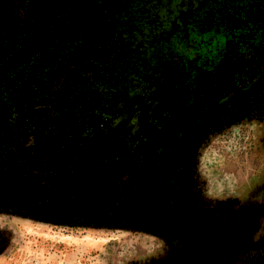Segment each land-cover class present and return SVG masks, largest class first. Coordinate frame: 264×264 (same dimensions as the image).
<instances>
[{
	"label": "rangeland",
	"instance_id": "rangeland-1",
	"mask_svg": "<svg viewBox=\"0 0 264 264\" xmlns=\"http://www.w3.org/2000/svg\"><path fill=\"white\" fill-rule=\"evenodd\" d=\"M49 1L0 0V40L10 48L28 41L38 47L49 42L48 32L62 35L55 30L68 26L67 13L51 14ZM227 59L214 76L203 71L198 78L222 83L212 98L200 99V112L153 138L151 149L139 147L136 155H153L147 172L129 167L122 154L123 173L135 176L110 179L113 188L100 187L101 194L71 205L63 194H52L51 203L45 187L46 179L55 184L47 160L58 169L52 155L58 148L48 156L52 140L46 146L38 137L25 146L28 133L15 135L0 103V179L7 181L0 182V264H264V73L233 83L242 68ZM16 90L9 92L13 98ZM196 92L207 93L201 85ZM46 113L41 109L39 118Z\"/></svg>",
	"mask_w": 264,
	"mask_h": 264
},
{
	"label": "flooded vegetation",
	"instance_id": "flooded-vegetation-1",
	"mask_svg": "<svg viewBox=\"0 0 264 264\" xmlns=\"http://www.w3.org/2000/svg\"><path fill=\"white\" fill-rule=\"evenodd\" d=\"M130 1L50 0L51 14L59 10L67 13L68 26L65 30H55L62 35L52 37L48 32L49 42L38 47L28 41L15 43L10 48L6 41L0 40V103L8 114L4 121L17 130L16 136H23L24 131L28 133L25 146H33L38 137L46 146L52 140L50 149L45 147L48 156L53 148L60 151L59 154L52 153L58 169L51 166L50 158L47 160V168L57 176H49L55 184L45 180L49 183L45 187L50 185L47 193H50L51 203L55 202H52L53 197L62 194L68 197V205L78 201V197L90 196L89 193L94 198L95 193L101 194L100 187L113 188L111 180L118 181L117 176L121 179L135 176L131 172L123 173L126 163L122 161V154L124 160H129V167L139 165L142 166L141 173L147 172L148 161L153 155L148 150L144 157L136 155L139 147L151 149L153 138L165 129L177 128L190 121L192 113L198 109L200 112V99L212 98L222 86L218 80L206 79L216 74L215 67L205 71L207 76L199 83L203 71L196 75L180 60L149 62L152 61L149 51L155 47L152 41L159 33L150 36L152 39L146 36L145 46L140 39L144 35L141 30L139 37H132L136 26L130 18L128 30L121 28L125 23L123 11L127 10ZM186 1L176 0L170 4V0H143L146 7L141 5L147 14L166 19L167 5H172L175 12L173 5L179 6L180 2L183 5ZM192 1L197 4L198 0ZM180 16L182 24L180 19L172 20L173 31L187 22V15L180 13ZM159 17L155 19V26L167 23L168 18L163 21ZM168 36L165 31L160 33V38ZM160 44L154 49L161 48ZM235 65V68H242L240 61ZM227 70L231 71V67H223L221 73L225 78ZM237 72L239 70L235 69L234 73ZM36 79L43 83V89ZM200 85L207 91L205 95L197 94L196 88ZM12 89H17L16 98L9 94ZM21 94L23 99L19 100ZM17 101L22 104L20 108ZM41 109H47L43 120L38 116ZM25 111L33 114L24 118ZM15 122H23V125L16 127ZM41 129H45L44 136H35ZM0 132L5 135L4 129ZM38 149L39 143L35 148L36 156ZM45 159H42L43 164ZM66 165L72 167V173ZM153 175L155 172L151 171L150 177ZM137 188H140L138 181ZM71 194L74 195L72 200Z\"/></svg>",
	"mask_w": 264,
	"mask_h": 264
},
{
	"label": "trees",
	"instance_id": "trees-1",
	"mask_svg": "<svg viewBox=\"0 0 264 264\" xmlns=\"http://www.w3.org/2000/svg\"><path fill=\"white\" fill-rule=\"evenodd\" d=\"M142 1H130L127 10L123 11L125 23L121 28L127 29L130 22H133L136 29L132 37H139L141 30L144 35L140 39L145 46L148 41L146 36L152 39L150 36L159 33L152 45L156 47L162 43L161 48L148 50L152 60L149 62L177 59L197 75L199 71L208 72L212 67L216 69L225 62L229 64L227 58L234 65L238 59L242 70L232 75V82L236 84L240 80L246 82L255 78L259 72L264 73V58L259 60L261 54H264V0H198L197 4L188 0L183 5L180 2V7L174 4L175 12L172 11V5H167L165 16L168 19L167 23H161L162 26L154 25L159 16L156 18V14H147L144 10L146 5ZM175 2L170 0V4ZM180 13L188 16L187 22L184 26L179 25V30L173 31L172 20L180 19L182 24ZM160 19L166 20L165 17ZM147 24L152 25L149 27ZM162 31L169 36L160 38ZM124 34L127 35V32ZM251 59L254 64L249 62Z\"/></svg>",
	"mask_w": 264,
	"mask_h": 264
}]
</instances>
